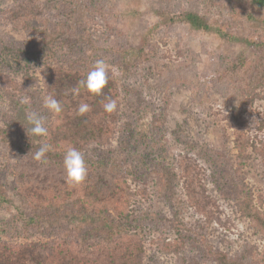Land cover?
Instances as JSON below:
<instances>
[{"label": "trees", "instance_id": "16d2710c", "mask_svg": "<svg viewBox=\"0 0 264 264\" xmlns=\"http://www.w3.org/2000/svg\"><path fill=\"white\" fill-rule=\"evenodd\" d=\"M228 2L233 17L254 20L264 13V0ZM38 6L27 2L1 9L15 29L28 31L32 39L24 47L11 35H0V154L6 153L0 157V264H152L148 252L199 264L186 256L188 244L199 240L216 264H264V253L255 260L251 247L232 255L215 250L194 230L182 233L181 209L208 220L220 219L218 204L207 192L205 173L189 156L169 158L156 124L143 136L137 132L141 96L139 103L123 107L124 97L110 68L111 78L101 96L80 85L96 57L127 74L143 48L101 45L85 28H72L64 21L50 23ZM175 15L190 28L215 34L222 42L239 41L228 27L212 26L200 12L184 10ZM244 43L256 54L224 59L215 83L222 86L217 90L223 97L240 104L224 116L234 151L232 202L252 232L264 237V209L245 181V168L254 156L264 166V128L255 127L247 118L249 107L264 100V34L252 31ZM8 56L21 59L20 77L10 65H3ZM185 75L161 74L159 83L162 88L185 85L196 89L198 80ZM77 88L79 92L73 91ZM50 94L63 105L58 115L44 107ZM23 96L31 98L30 105L20 103ZM106 97L117 101L115 111L104 110ZM81 103L89 104L91 110L79 115ZM18 110L43 115L48 136H19L14 131L19 128ZM41 143L51 145L46 163L34 159ZM68 147L81 151L88 166L86 181L75 187L67 182L63 165ZM90 152L97 154L95 160L86 156ZM117 165L125 171H117ZM143 179H151L170 216L160 217L150 209L154 195L145 184L139 185Z\"/></svg>", "mask_w": 264, "mask_h": 264}, {"label": "rangeland", "instance_id": "374dc122", "mask_svg": "<svg viewBox=\"0 0 264 264\" xmlns=\"http://www.w3.org/2000/svg\"><path fill=\"white\" fill-rule=\"evenodd\" d=\"M27 2L31 6L37 2L44 18L52 24L64 21L72 28H85V33H92L93 39L101 45L129 44L135 51L143 48L144 53L131 63L130 73L122 74L117 69L120 75L114 76L124 97L121 104L123 107L134 105L139 103L137 97L141 96L137 132L143 136L156 124L169 158L182 154L197 162L205 173L207 192L219 208V221L181 209L182 233L194 230L204 236L215 250L232 255L251 247L252 257L259 260L264 253V237L252 232L248 222L236 213L232 202L235 200L232 192L235 167L231 161L234 151L232 133L226 127L224 116L230 107L240 104L234 98L223 97L217 90L222 86L215 83V78L224 59L252 58L256 54V50L244 43V38L252 31L264 34V13L256 15L254 20L233 17L228 0H3L0 2V35H11L24 47H29L31 34L15 29L1 9H13ZM184 10L200 12L214 27L225 25L239 41L222 42L215 34L190 28L176 19L175 14ZM5 64L10 65L18 77L22 75L24 69L19 57L8 56L3 62ZM175 72L194 77L198 80L195 81L197 88L191 90L185 85L162 88L159 83L161 74ZM121 111L124 114L123 108ZM247 116L250 123L258 128L261 126L263 130L264 100L255 101ZM17 120L19 128L14 131L23 138L34 137L26 131L31 125L24 111L18 110ZM5 155L1 153L0 157ZM96 155L90 152L86 156L95 160ZM130 159L126 158L127 161ZM133 162L144 171L138 161L134 159ZM117 166V171H125ZM150 181L143 179L139 183L145 184L154 195L150 209L160 217L170 216L165 200L156 194ZM245 181L264 209V166L259 158L254 156L245 168ZM2 190L0 188V194ZM200 243L201 240L188 244V260L216 264ZM148 257L152 258V264H183L180 257L172 254L148 252Z\"/></svg>", "mask_w": 264, "mask_h": 264}, {"label": "clouds", "instance_id": "9594fccd", "mask_svg": "<svg viewBox=\"0 0 264 264\" xmlns=\"http://www.w3.org/2000/svg\"><path fill=\"white\" fill-rule=\"evenodd\" d=\"M112 76H119L120 72L112 67ZM109 65L104 59L97 60L94 67L87 73L86 78L80 81L82 85L90 94L94 96H101L104 94V89L108 85L109 79ZM73 91L79 92V89ZM30 97L23 96L20 100L21 104L30 105ZM107 103L103 105L104 110L113 112L117 108V101L111 97H106ZM44 107L49 111L60 114L63 111V105L58 101L54 95H48L44 100ZM90 106L87 103H81L78 107V114L83 115L89 112ZM26 119L31 127L27 129V133H31L35 137H47L48 129L45 127L46 118L36 111L29 110ZM51 150V145L41 143L40 147L34 154V159L37 161L47 162L46 153ZM63 165L66 171L67 182L70 186L82 185L88 176V166L81 151L74 147H68L64 152Z\"/></svg>", "mask_w": 264, "mask_h": 264}]
</instances>
